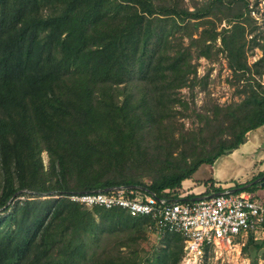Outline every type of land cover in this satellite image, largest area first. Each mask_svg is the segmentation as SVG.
<instances>
[{"label":"trees","instance_id":"1","mask_svg":"<svg viewBox=\"0 0 264 264\" xmlns=\"http://www.w3.org/2000/svg\"><path fill=\"white\" fill-rule=\"evenodd\" d=\"M249 12L248 0H0V264L180 263V235L157 233L168 245L150 254V217L70 196L136 186L180 199L200 165L264 125L253 77L264 42L253 38L263 57L252 69ZM216 50L246 80L244 98L200 115L198 152L196 136L177 138L178 96L194 86V57Z\"/></svg>","mask_w":264,"mask_h":264},{"label":"built area","instance_id":"2","mask_svg":"<svg viewBox=\"0 0 264 264\" xmlns=\"http://www.w3.org/2000/svg\"><path fill=\"white\" fill-rule=\"evenodd\" d=\"M89 207L121 208L131 216H146L158 234L183 239L180 264H250L244 256L252 233L264 232V205L244 192H225L199 200L160 198L137 189L120 187L108 192L71 195Z\"/></svg>","mask_w":264,"mask_h":264},{"label":"rangeland","instance_id":"3","mask_svg":"<svg viewBox=\"0 0 264 264\" xmlns=\"http://www.w3.org/2000/svg\"><path fill=\"white\" fill-rule=\"evenodd\" d=\"M184 1L186 5L192 8V5L195 2L201 3L203 0ZM248 2L250 11V21L248 24L250 25V27H254L255 31L253 33H248L247 55L248 65L252 69H254V66L263 57V51L261 47L255 46V44L253 43V38L258 36L257 41L260 42V44L264 42V0H248ZM226 27H228V23L223 22L220 25L219 30ZM250 27L248 30H250ZM217 43L218 47H220V39ZM187 44L188 41L185 42V45ZM214 56L216 57L215 60L207 59L204 56H201L198 59L197 57H194L193 63L197 65L196 76H191L192 79L196 78V81L192 83L194 84V86L191 88H183L179 92L178 96V98H180L185 106L181 105V107H178L180 114L178 116L179 130L176 132L177 138H181L182 135L187 136V134L196 136V148L198 147V152L201 151V147H203V138L206 137V142L209 137L208 133L204 132L205 118L201 117L200 115H205L206 111H208V108H211L212 105L226 107L231 105L232 103H239L244 98V86L246 84V80L244 78L239 79L238 74L236 75L229 68L225 53L218 52V50H216ZM249 76H252V72L247 75V77ZM253 77L257 78V80L262 85H264V72L261 77L254 72ZM43 158L45 164L48 165L49 157L46 152L43 153ZM200 166L198 167V169L200 168ZM196 182L199 187L205 186L206 184L210 183L211 185H214V188L216 190L225 187L221 184H218L212 177H209L207 179H200ZM146 234L147 238L142 243V246L144 247V249H146V251H150V254L154 251H159L160 249H163L168 245V237L165 238L164 236H159L156 232H153L151 228ZM174 235L176 234H170L171 237ZM244 256L249 258L250 264H254L255 261L258 262V264H264V250H252L249 255L244 254ZM202 264H214V261L209 258Z\"/></svg>","mask_w":264,"mask_h":264},{"label":"crops","instance_id":"4","mask_svg":"<svg viewBox=\"0 0 264 264\" xmlns=\"http://www.w3.org/2000/svg\"><path fill=\"white\" fill-rule=\"evenodd\" d=\"M209 177L225 187L216 190L210 183L199 187L196 181ZM257 180L260 182L256 183ZM225 192H244L264 205V125L250 132L239 148L219 157L212 165L202 164L190 179L183 182L180 195L195 199ZM250 237L261 242L264 232L252 233Z\"/></svg>","mask_w":264,"mask_h":264},{"label":"water","instance_id":"5","mask_svg":"<svg viewBox=\"0 0 264 264\" xmlns=\"http://www.w3.org/2000/svg\"><path fill=\"white\" fill-rule=\"evenodd\" d=\"M258 182H260V180H257L256 181V183H258ZM249 186H251V185H249ZM248 186V187H249ZM118 188H120V187H115V188H111L110 190H108V189H104V190H99V191H95V192H108V191H112V190H115V189H118ZM127 188H130V189H137V188H139V189H142V190H145L146 192H148L149 194H154V193H152L149 189H147V188H144V187H136V186H129V187H127ZM234 191H236V190H234ZM221 193H214V194H211V195H208V196H203V197H198V198H195L194 200H199V199H203V198H212V197H217V196H219Z\"/></svg>","mask_w":264,"mask_h":264},{"label":"bare ground","instance_id":"6","mask_svg":"<svg viewBox=\"0 0 264 264\" xmlns=\"http://www.w3.org/2000/svg\"><path fill=\"white\" fill-rule=\"evenodd\" d=\"M185 199H187V198H185Z\"/></svg>","mask_w":264,"mask_h":264}]
</instances>
